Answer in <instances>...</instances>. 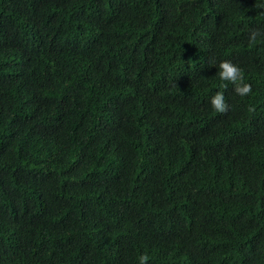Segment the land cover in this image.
<instances>
[{"label":"trees","instance_id":"16d2710c","mask_svg":"<svg viewBox=\"0 0 264 264\" xmlns=\"http://www.w3.org/2000/svg\"><path fill=\"white\" fill-rule=\"evenodd\" d=\"M252 29L264 0H0V264H264Z\"/></svg>","mask_w":264,"mask_h":264},{"label":"clouds","instance_id":"9594fccd","mask_svg":"<svg viewBox=\"0 0 264 264\" xmlns=\"http://www.w3.org/2000/svg\"><path fill=\"white\" fill-rule=\"evenodd\" d=\"M258 38H264V32L260 29H252L249 33V44H255ZM217 75L221 81H228L234 85V91L237 95L246 96L252 92V85L245 81L243 70L230 60H223L219 65ZM222 89L227 88V84L221 85ZM211 105L218 113H226L229 105L225 101V92L223 90L217 91L211 98ZM139 264H148L149 256L144 253L139 256Z\"/></svg>","mask_w":264,"mask_h":264}]
</instances>
